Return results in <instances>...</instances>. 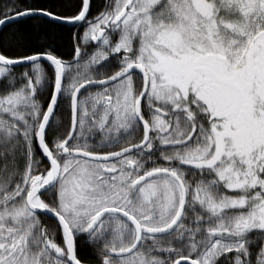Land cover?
I'll use <instances>...</instances> for the list:
<instances>
[{"label": "snow or ice", "instance_id": "6c2138e0", "mask_svg": "<svg viewBox=\"0 0 264 264\" xmlns=\"http://www.w3.org/2000/svg\"><path fill=\"white\" fill-rule=\"evenodd\" d=\"M0 264H264V0H0Z\"/></svg>", "mask_w": 264, "mask_h": 264}, {"label": "trees", "instance_id": "16d2710c", "mask_svg": "<svg viewBox=\"0 0 264 264\" xmlns=\"http://www.w3.org/2000/svg\"><path fill=\"white\" fill-rule=\"evenodd\" d=\"M31 2L32 3H39V2H41V0H31ZM65 47H66V45H65Z\"/></svg>", "mask_w": 264, "mask_h": 264}]
</instances>
